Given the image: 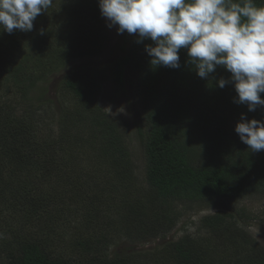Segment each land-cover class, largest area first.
I'll list each match as a JSON object with an SVG mask.
<instances>
[{
    "label": "trees",
    "instance_id": "16d2710c",
    "mask_svg": "<svg viewBox=\"0 0 264 264\" xmlns=\"http://www.w3.org/2000/svg\"><path fill=\"white\" fill-rule=\"evenodd\" d=\"M84 1L86 3L83 0L53 2L47 12L36 18L30 32L14 30L9 34L0 29V161L4 155L11 158L8 161L12 166L9 177L14 181L8 187H17L12 196L24 192L29 197L22 198L25 207L19 206L21 200L17 201L18 205L14 203L8 209L10 214L26 213L28 223L40 209L33 193L27 192L20 182L22 167L32 166L31 175L38 169L43 179L64 184L63 191L56 190L60 204L66 200L77 204L78 193L85 187L94 188L95 182L87 176L74 169L69 172L62 169L68 162H79L80 156L65 152L51 136L47 140L44 135V140L37 135L41 121L46 123L47 119H37L42 106L35 107L31 101V91L37 89L39 83L74 63L63 76L57 91L62 110L61 117L53 118L54 125H58L59 142L70 134L74 142L83 144L82 148H100L96 151L99 162L110 168L108 172L117 182L112 185V193L124 199L122 205L121 201L111 205L127 210L126 215H121L115 233L121 231L120 237L131 236V228L141 211L137 206L151 210L148 206L151 199L160 207L159 212L153 214H159L150 226L139 222V233L143 227H149L157 238L163 229L162 238L167 240L179 219L173 215L174 202H199L211 208H224L199 221V233L207 231L211 234L216 240L212 242L214 248L209 249L207 244L211 241L202 235H185L178 241L166 243L161 251L148 254L151 258L147 264H168V261L215 264L228 255L230 248H234L229 257L231 264H264V247L248 235L245 222H242L245 210L237 207L246 200L264 198V150L252 152L235 132L242 114L247 120L264 121V106L249 111L246 105L235 102L237 93L233 83L220 88L219 79L230 80L231 77L222 66L207 78L199 77L189 62L186 49L179 53L180 68L153 65L152 57L146 52V45L153 43L151 40L138 43V37H134L128 46L125 39L121 47L123 55L119 59L103 66L90 64L87 60L100 57L109 39L102 24L98 0ZM254 3L264 7V0H254ZM12 49L20 55L8 61L6 52ZM108 70L118 91L124 90L129 83L143 103V117L137 125L138 139L144 146L146 158L148 197L137 188L130 151L123 144L125 136L118 125L102 113L99 105ZM12 88L17 89L23 103L29 104L20 117L15 115L19 108L8 106L5 98ZM261 96L264 98V93ZM42 99L34 102L40 103ZM45 125L49 127V124ZM87 125L94 130L93 136H86ZM80 131H84L85 136H81ZM33 132L37 133L35 137L31 135ZM4 182L5 172L1 171L0 186ZM96 186H99L98 182ZM136 202L138 204L134 206ZM97 212V215L90 214L95 223H111L99 214V210ZM10 221L0 227V264H130L140 257L132 254L108 259L109 254L102 253L100 247L117 244L118 237L115 240L106 232L95 243L89 239L84 241L82 249L87 256L72 263L52 257L43 242L31 238V234L23 235L21 230L29 223L22 227L20 222Z\"/></svg>",
    "mask_w": 264,
    "mask_h": 264
},
{
    "label": "rangeland",
    "instance_id": "374dc122",
    "mask_svg": "<svg viewBox=\"0 0 264 264\" xmlns=\"http://www.w3.org/2000/svg\"><path fill=\"white\" fill-rule=\"evenodd\" d=\"M55 1L63 0H53V2ZM83 2L86 3L84 0ZM97 2L99 4V0ZM101 18L103 20L102 24L105 26L108 33L109 43H107L100 57L87 60L90 64L95 66H103L119 59L123 55L121 49L124 45L123 41L126 39L129 46L131 40L137 37L135 34H128L127 32L118 34L116 27L109 28L106 18L102 17V15ZM19 55V51L12 49L6 52L5 58L10 61L16 59ZM74 65V63H71L61 72L47 77L45 82L39 83L37 89L31 91V101L35 103L33 105H35V107L42 106V110L38 112L39 118L37 119H47L45 121L46 123L41 121L39 133L33 132L31 135H33V137H35L36 134L40 135L44 140L46 137L48 140L51 136L55 140H58V144L60 143L59 146L61 145L65 152H69L70 154L74 153L75 157L80 156V160L83 162L82 164L80 160L76 164L68 162L65 166H62V169L67 172L74 169L78 173L87 176V179L89 178L93 183L95 182L94 188L91 187L87 189L85 187L83 192L81 191L78 193L77 204L73 203L71 200L70 202L66 200L65 203L60 204V197H56V190L63 191L65 187L64 184L59 185L53 183L50 179H43L42 172L38 169L31 175L32 166H26L27 168L22 167L20 182H23V186H26L27 192L31 191L33 193V198L40 208L39 211L33 215V221L30 219L28 222L29 225L27 227L24 225L23 227L22 224L27 223L26 213L22 215H13L12 213L10 214L11 211L8 209L12 207L14 203L18 205V200H21L19 206H21V208L25 207L26 205L22 204L25 203L22 201V198L29 197L25 195L24 192L18 193L15 195L16 197L12 196L17 187H8L14 180L9 177L12 166L8 161L11 158L4 155L2 157L3 161H0V172H5L4 185L0 186V227L2 224L5 225L7 221L11 222V219L17 221V223L20 222V226L23 227L21 230L23 235L31 234V238L43 242V246L52 257H59L72 261V263L76 261L79 262L81 257L84 259L87 256L85 249H82V243L84 241H88L89 239L95 243L99 237L106 235V232L114 236L115 240H117L118 237V243L110 247L102 244L100 247L103 249L102 253L109 254L108 259H114L121 255L139 254L140 257L137 259L138 261L135 259L130 264L150 263L151 257L148 256V254L157 253V250L161 251L166 243L178 241L185 235L192 237L202 235L205 240L211 241V243L207 244L209 249L214 248L212 242L216 240L213 239L211 234L207 231L199 233V221L204 216L214 214L224 208H211L199 202H174L173 215L176 217L178 216L179 219H177L178 221L176 220V227L167 235V240L162 238V234L164 233L163 229H160V236L157 238H154L155 235H153L149 227H143V230L139 233V227H137L139 222L142 224L146 223L150 226V224L153 223V218L159 214H153L154 212H159L158 208L160 207L156 206L151 199L148 205L151 210L146 211L143 206H137L141 208V211L139 214L137 213V221L131 228L133 231L131 236L120 237L121 231L115 233L116 227L121 220V215H126L127 210L121 208L119 205H111L113 202L117 203L120 201L122 205L124 199L112 193V185L117 182L114 175L111 173L109 174L108 170L110 168L103 165L101 161L99 162V156L96 151L100 148L91 150L87 147L82 148L83 144L78 145L74 142L70 134H67L64 140L59 142L60 132H58V125H54L53 118L58 119L61 117L62 110L60 104L61 99L57 91L63 76L68 70H71ZM1 87L2 89L4 88L3 83ZM3 94L5 95V92ZM40 97H43L40 103L34 102V100L36 101ZM5 98L8 102V106L19 108L15 114L17 117H20L23 111L29 108L28 103H23V98L17 93L16 88L10 89V92H7ZM1 104L2 102L0 101V105ZM18 105L22 106L18 107ZM99 105L102 109V113L107 114L111 121L118 125L120 133L125 136L126 142L124 141L123 144L124 147L130 151L133 169L136 170L137 188L143 191L144 197L150 196V191L145 183L146 158L144 146L138 139L139 127L137 124L141 122L143 117V103L137 91L134 90L129 83H127L124 90L118 91L111 71L108 70L107 80L103 83L102 93L99 97ZM45 124H49V127ZM38 126L39 125H37V127ZM90 126L91 125H87V128H85L86 136L89 134L91 136L94 135V130H91V128H89ZM51 129L54 131L53 135ZM80 132L81 136H85L83 134L84 131ZM44 135L46 137H44ZM31 180L33 182L32 185ZM46 180L47 182H45ZM97 182L99 183L98 187L96 186ZM96 189L98 191H96ZM97 202H102V204L99 205ZM137 204V202L134 203V206ZM237 207L245 210V220L242 222H245L244 224L247 227L246 232L250 233H248V235L255 237L264 247V198L255 197L238 204ZM98 210L99 214L102 217L106 216L105 219L111 221V223L99 224L98 221L95 223L92 216L90 217V214L97 215ZM23 215H25V217ZM223 251L222 249L221 253ZM233 252L234 248L228 249V255L216 261L215 264H231L229 263L231 260L229 257ZM168 264H176V262L168 261Z\"/></svg>",
    "mask_w": 264,
    "mask_h": 264
},
{
    "label": "clouds",
    "instance_id": "9594fccd",
    "mask_svg": "<svg viewBox=\"0 0 264 264\" xmlns=\"http://www.w3.org/2000/svg\"><path fill=\"white\" fill-rule=\"evenodd\" d=\"M52 4L0 0V29L30 32ZM99 8L118 34L153 42L146 45L153 65L180 68L179 53L186 49L199 77L207 78L222 66L231 77L220 78V88L233 83L235 102L249 111L264 106V7L254 0H99ZM235 132L252 152L264 150V121L242 114Z\"/></svg>",
    "mask_w": 264,
    "mask_h": 264
}]
</instances>
